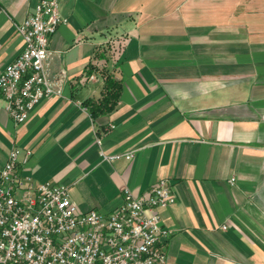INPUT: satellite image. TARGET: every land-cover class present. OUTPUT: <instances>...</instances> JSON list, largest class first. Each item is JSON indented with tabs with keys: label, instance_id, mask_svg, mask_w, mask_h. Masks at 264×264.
I'll return each instance as SVG.
<instances>
[{
	"label": "crops",
	"instance_id": "obj_1",
	"mask_svg": "<svg viewBox=\"0 0 264 264\" xmlns=\"http://www.w3.org/2000/svg\"><path fill=\"white\" fill-rule=\"evenodd\" d=\"M38 1L0 0V73ZM59 10L67 21L48 67L62 93L20 123L0 95V167L17 148L34 184H64L81 211L104 213L125 187L139 195L167 179L175 201L158 209L160 245L174 264H264V0H61ZM118 35L119 102L92 118L82 102L100 98L103 81L88 70L112 67L96 53Z\"/></svg>",
	"mask_w": 264,
	"mask_h": 264
},
{
	"label": "built area",
	"instance_id": "obj_2",
	"mask_svg": "<svg viewBox=\"0 0 264 264\" xmlns=\"http://www.w3.org/2000/svg\"><path fill=\"white\" fill-rule=\"evenodd\" d=\"M60 1L39 0L33 13L15 24L24 45L0 73V95L16 123L42 99L62 93V78L48 67L50 37L67 21ZM126 41L118 35L104 44L111 63L118 62ZM19 154L12 148L0 167V264H174L160 245L169 231L162 228L158 209L175 201L167 179L139 195L125 187L123 202L110 212L81 211L68 186L34 184L23 175ZM124 157L131 159L133 153Z\"/></svg>",
	"mask_w": 264,
	"mask_h": 264
},
{
	"label": "trees",
	"instance_id": "obj_3",
	"mask_svg": "<svg viewBox=\"0 0 264 264\" xmlns=\"http://www.w3.org/2000/svg\"><path fill=\"white\" fill-rule=\"evenodd\" d=\"M96 55L110 62L109 54L105 46H102L101 51H97ZM117 71V63L113 64L111 68L106 67L105 69L103 67H99L98 69L96 67L94 68V66L89 67L88 73H98L103 81L101 97L98 99H86L82 102L92 118L108 114L118 105L122 90V82L120 78L116 76Z\"/></svg>",
	"mask_w": 264,
	"mask_h": 264
}]
</instances>
